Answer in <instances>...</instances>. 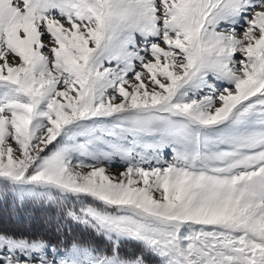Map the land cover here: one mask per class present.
Segmentation results:
<instances>
[{"label": "snow or ice", "instance_id": "1", "mask_svg": "<svg viewBox=\"0 0 264 264\" xmlns=\"http://www.w3.org/2000/svg\"><path fill=\"white\" fill-rule=\"evenodd\" d=\"M8 196L0 264H264V0H0Z\"/></svg>", "mask_w": 264, "mask_h": 264}, {"label": "trees", "instance_id": "2", "mask_svg": "<svg viewBox=\"0 0 264 264\" xmlns=\"http://www.w3.org/2000/svg\"><path fill=\"white\" fill-rule=\"evenodd\" d=\"M49 212L50 210L33 208L29 204L20 207L11 196L0 198V229L9 232H22L26 230L28 225H31V230L34 234L45 235L55 242L54 236L47 231L42 220V217ZM70 229V238L76 237L85 241L94 239L92 234L82 227L70 225ZM97 242L104 245V241L102 240ZM133 246L135 245H132V247ZM138 251L139 248L136 247V249L129 254Z\"/></svg>", "mask_w": 264, "mask_h": 264}, {"label": "rangeland", "instance_id": "3", "mask_svg": "<svg viewBox=\"0 0 264 264\" xmlns=\"http://www.w3.org/2000/svg\"><path fill=\"white\" fill-rule=\"evenodd\" d=\"M45 42H47V38H45ZM123 168L124 166L119 164L109 166V170L112 174H116L119 173L120 171H123ZM128 248L130 249V252L136 249V247L135 246L132 247V245H129ZM147 259L149 261V264H158V262L152 257H148Z\"/></svg>", "mask_w": 264, "mask_h": 264}]
</instances>
